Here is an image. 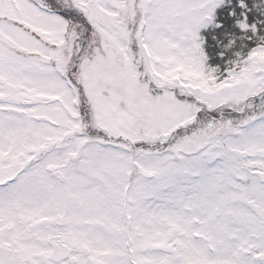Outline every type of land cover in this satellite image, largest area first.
Here are the masks:
<instances>
[{
    "label": "snow or ice",
    "instance_id": "obj_1",
    "mask_svg": "<svg viewBox=\"0 0 264 264\" xmlns=\"http://www.w3.org/2000/svg\"><path fill=\"white\" fill-rule=\"evenodd\" d=\"M0 264H264V0H0Z\"/></svg>",
    "mask_w": 264,
    "mask_h": 264
}]
</instances>
